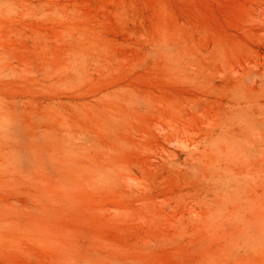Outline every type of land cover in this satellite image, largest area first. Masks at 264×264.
<instances>
[{
    "label": "rangeland",
    "instance_id": "rangeland-1",
    "mask_svg": "<svg viewBox=\"0 0 264 264\" xmlns=\"http://www.w3.org/2000/svg\"><path fill=\"white\" fill-rule=\"evenodd\" d=\"M249 121L264 0H0V264H264Z\"/></svg>",
    "mask_w": 264,
    "mask_h": 264
},
{
    "label": "bare ground",
    "instance_id": "bare-ground-1",
    "mask_svg": "<svg viewBox=\"0 0 264 264\" xmlns=\"http://www.w3.org/2000/svg\"><path fill=\"white\" fill-rule=\"evenodd\" d=\"M259 129L264 133V123L258 124L256 121H249L246 128L240 129L238 131H235L231 127L222 129L218 134L211 138L210 146L212 155L226 160L237 157L241 152L242 143L246 139L251 138L253 133ZM209 166L211 168V165ZM234 187H240V184L235 182L228 189H225L226 193H224H229L231 191L230 188Z\"/></svg>",
    "mask_w": 264,
    "mask_h": 264
}]
</instances>
